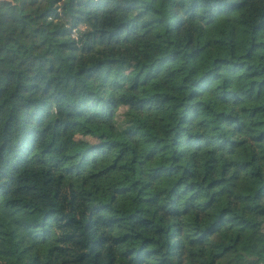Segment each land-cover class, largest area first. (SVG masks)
Listing matches in <instances>:
<instances>
[{
	"label": "trees",
	"instance_id": "trees-1",
	"mask_svg": "<svg viewBox=\"0 0 264 264\" xmlns=\"http://www.w3.org/2000/svg\"><path fill=\"white\" fill-rule=\"evenodd\" d=\"M0 264H264V0H0Z\"/></svg>",
	"mask_w": 264,
	"mask_h": 264
}]
</instances>
